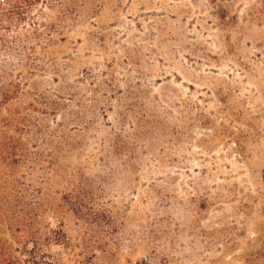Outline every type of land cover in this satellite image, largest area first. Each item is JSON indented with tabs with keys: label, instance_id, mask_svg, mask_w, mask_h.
I'll use <instances>...</instances> for the list:
<instances>
[{
	"label": "rangeland",
	"instance_id": "1",
	"mask_svg": "<svg viewBox=\"0 0 264 264\" xmlns=\"http://www.w3.org/2000/svg\"><path fill=\"white\" fill-rule=\"evenodd\" d=\"M0 264H264V0L0 6Z\"/></svg>",
	"mask_w": 264,
	"mask_h": 264
},
{
	"label": "built area",
	"instance_id": "2",
	"mask_svg": "<svg viewBox=\"0 0 264 264\" xmlns=\"http://www.w3.org/2000/svg\"><path fill=\"white\" fill-rule=\"evenodd\" d=\"M14 0H0V6H5V5H9L10 3H12Z\"/></svg>",
	"mask_w": 264,
	"mask_h": 264
}]
</instances>
